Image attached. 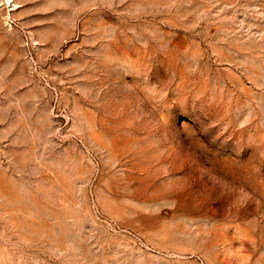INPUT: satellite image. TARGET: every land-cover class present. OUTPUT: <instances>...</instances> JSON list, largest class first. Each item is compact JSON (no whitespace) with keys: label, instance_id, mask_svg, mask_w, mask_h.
Returning <instances> with one entry per match:
<instances>
[{"label":"rangeland","instance_id":"1","mask_svg":"<svg viewBox=\"0 0 264 264\" xmlns=\"http://www.w3.org/2000/svg\"><path fill=\"white\" fill-rule=\"evenodd\" d=\"M0 264H264V0H0Z\"/></svg>","mask_w":264,"mask_h":264}]
</instances>
